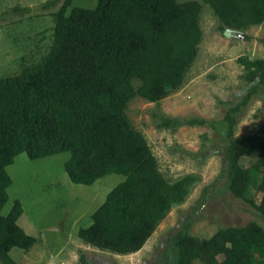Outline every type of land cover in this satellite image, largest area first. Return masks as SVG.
<instances>
[{"label": "trees", "instance_id": "16d2710c", "mask_svg": "<svg viewBox=\"0 0 264 264\" xmlns=\"http://www.w3.org/2000/svg\"><path fill=\"white\" fill-rule=\"evenodd\" d=\"M49 0L45 8L55 4ZM63 0L54 13L53 42L43 64L0 77V262L18 264L14 247L29 249L36 237L19 224L23 213L8 201L12 179L6 167L27 153L32 160L70 152L64 168L74 183L93 184L107 174L125 179L111 189L78 236L87 244L119 254L141 249L176 190L159 171L142 134L124 127L123 109L135 95L159 101L179 86L201 38L198 0H98L94 8ZM225 31L264 21V0H204ZM264 43V38L262 39ZM249 85L245 104L264 87V59H240ZM138 79L135 88L132 80ZM230 189L242 196L259 179L250 199L264 221V137H234L227 118ZM180 121L163 117L161 127ZM195 124L197 120H189ZM255 156L249 165L242 157ZM176 264H264V231L250 222L218 230L209 239L178 232ZM83 264L87 260L80 252Z\"/></svg>", "mask_w": 264, "mask_h": 264}, {"label": "rangeland", "instance_id": "374dc122", "mask_svg": "<svg viewBox=\"0 0 264 264\" xmlns=\"http://www.w3.org/2000/svg\"><path fill=\"white\" fill-rule=\"evenodd\" d=\"M0 0V77L40 67L53 42L54 13L63 0ZM183 3L188 0H178ZM201 3L198 25L201 38L196 54L179 86L159 101L135 95L123 109L124 127L145 138L159 171L176 190L144 246L119 254L85 243L77 234L91 222L92 212L113 187L125 179L107 174L93 184L74 183L64 164L70 152L30 159L22 152L6 167L12 179L6 215L15 199L22 203L18 224L37 241L27 250L14 247L9 254L18 264H176L178 232L209 239L218 230L253 222L264 231V221L250 199L256 194L255 178L242 196L230 189L228 117L235 138L264 137V87L245 104L248 92L240 60L264 59V21L221 31L211 6ZM98 0H74L76 6L94 8ZM135 88L140 85L133 79ZM163 117L180 121L176 127L159 124ZM197 120L188 124L189 120ZM255 156L242 157L249 166ZM1 264V262H0ZM192 264H205L199 259Z\"/></svg>", "mask_w": 264, "mask_h": 264}, {"label": "crops", "instance_id": "0c3cea01", "mask_svg": "<svg viewBox=\"0 0 264 264\" xmlns=\"http://www.w3.org/2000/svg\"><path fill=\"white\" fill-rule=\"evenodd\" d=\"M78 232V231H77ZM23 250H25V249H23Z\"/></svg>", "mask_w": 264, "mask_h": 264}]
</instances>
